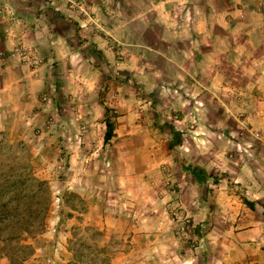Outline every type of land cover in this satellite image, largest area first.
Masks as SVG:
<instances>
[{
  "label": "rangeland",
  "instance_id": "obj_1",
  "mask_svg": "<svg viewBox=\"0 0 264 264\" xmlns=\"http://www.w3.org/2000/svg\"><path fill=\"white\" fill-rule=\"evenodd\" d=\"M59 1L66 19L69 7L94 24L96 2L134 19L135 40L161 54L141 63L109 41L52 62L17 39L20 1L0 2V37L25 68L0 77V185L27 187L23 200L0 187V264H67L76 250L109 264H264V0H169L167 14L153 0ZM178 65L198 69L195 97ZM24 217L43 232L21 235Z\"/></svg>",
  "mask_w": 264,
  "mask_h": 264
},
{
  "label": "crops",
  "instance_id": "obj_2",
  "mask_svg": "<svg viewBox=\"0 0 264 264\" xmlns=\"http://www.w3.org/2000/svg\"><path fill=\"white\" fill-rule=\"evenodd\" d=\"M7 1L0 0V2L4 3ZM15 1H20V5L15 6L19 19L16 25L17 39L20 38L24 42L39 46L41 52L49 53L48 59L52 60V62L67 61L79 55L84 57L88 54L84 50L89 45H94L97 49H101V47L108 45L109 41L124 46V49L130 51L141 63H144V55L149 52L161 54L154 47L148 46L149 44L135 40L132 33L134 19L111 20V17L107 15L108 13L99 5V2H96L95 8L90 11L94 24H89L87 16L83 15L81 11H72L69 7H64L71 17V19H66L63 13L57 11L65 5L59 0H54L53 4L43 2L42 0ZM168 2L169 0H153L152 3H159V6L162 5L163 11L167 14L166 8H168ZM150 11V9L146 10V13ZM86 13L88 15L89 11L87 10ZM109 19L112 21V24L106 27ZM152 22L160 24V21L156 18ZM13 42L14 39L11 37H5L4 35L0 37V77L5 76L7 73L12 74L13 72L20 71L19 68L25 69L11 57L10 50L12 49ZM199 42L200 38L198 37L192 40L194 46L199 44ZM197 54L194 51L193 55L196 61L199 58ZM178 67L180 68L179 77L181 79L180 86L183 87L182 90L184 91V87H188V83H191L192 90L194 91L193 96L195 97L201 87V82L198 81L196 74L198 69L196 68L192 72L186 71L180 65ZM196 104L198 103L196 102Z\"/></svg>",
  "mask_w": 264,
  "mask_h": 264
},
{
  "label": "trees",
  "instance_id": "obj_3",
  "mask_svg": "<svg viewBox=\"0 0 264 264\" xmlns=\"http://www.w3.org/2000/svg\"><path fill=\"white\" fill-rule=\"evenodd\" d=\"M107 131H106V134L104 136V143L105 144H108L111 139L114 137V125L112 122L110 121H107ZM188 170H190L192 173H204L203 170L201 169H197L195 167H192L191 165L188 167ZM34 188H33V193L37 192L36 195L38 194V191L40 192H44L49 195V187L48 185H33ZM0 187H2L4 190H3V193L4 195H8L9 198H13V195H15L16 197H21L25 194H27V190H25L27 187H23L21 189H18V191L14 194V190L9 188V187H6L5 185H0ZM31 191V190H30ZM27 198V197H26ZM23 200V198H22ZM49 202V200H48ZM2 204L4 205L5 208H8V205L4 204L2 202ZM0 207H2L0 205ZM19 209V207L17 209H14L15 211H17ZM10 212V211H8ZM18 214V215H17ZM16 216H20L19 213H16L15 217ZM63 223V220L60 219V224L61 225ZM17 225L18 227L16 228V230L19 228L20 230H22V233L21 235L25 232L26 234L30 235L31 234V228L32 230L36 231L37 234H41L44 230V228L46 227V223L44 220H41L39 223H37V225L35 226L33 222H31L29 219L27 218H20L17 220ZM59 231V228L57 229V232ZM21 238V237H20ZM9 245V244H8ZM27 247V246H26ZM100 250V249H99ZM32 252V251H31ZM74 253H72V258L71 260L68 261L67 264H109L108 262V259L106 258H103L101 253L98 254L99 252H95L92 253V254H88V255H85L82 251H73ZM15 254V253H14ZM11 255L10 257H12V262L15 260H17L19 257H20V252H18L17 254L15 255ZM31 255H33L32 253H30L29 255H25L23 256V258H28V256L30 257Z\"/></svg>",
  "mask_w": 264,
  "mask_h": 264
}]
</instances>
